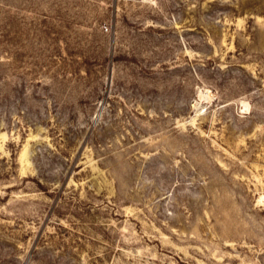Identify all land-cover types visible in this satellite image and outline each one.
I'll return each instance as SVG.
<instances>
[{"label": "rangeland", "instance_id": "rangeland-1", "mask_svg": "<svg viewBox=\"0 0 264 264\" xmlns=\"http://www.w3.org/2000/svg\"><path fill=\"white\" fill-rule=\"evenodd\" d=\"M0 264H264V0H0Z\"/></svg>", "mask_w": 264, "mask_h": 264}]
</instances>
